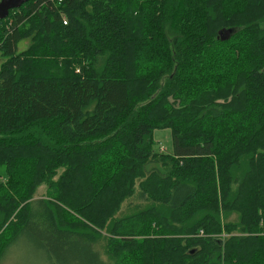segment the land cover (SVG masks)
<instances>
[{
    "label": "trees",
    "instance_id": "obj_1",
    "mask_svg": "<svg viewBox=\"0 0 264 264\" xmlns=\"http://www.w3.org/2000/svg\"><path fill=\"white\" fill-rule=\"evenodd\" d=\"M0 53V261L43 228L108 264H264V0H32Z\"/></svg>",
    "mask_w": 264,
    "mask_h": 264
},
{
    "label": "rangeland",
    "instance_id": "obj_2",
    "mask_svg": "<svg viewBox=\"0 0 264 264\" xmlns=\"http://www.w3.org/2000/svg\"><path fill=\"white\" fill-rule=\"evenodd\" d=\"M30 40L22 41L18 49L26 50ZM5 59L0 53V68ZM154 150L162 154L173 153V137L170 130L155 132ZM5 170V169H3ZM45 196L42 187L37 193L38 199ZM105 242L99 240L92 246L85 238L69 237L65 234H49L43 228L28 230L7 250L0 264H108L104 253Z\"/></svg>",
    "mask_w": 264,
    "mask_h": 264
},
{
    "label": "water",
    "instance_id": "obj_3",
    "mask_svg": "<svg viewBox=\"0 0 264 264\" xmlns=\"http://www.w3.org/2000/svg\"><path fill=\"white\" fill-rule=\"evenodd\" d=\"M32 0H1L0 1V21L7 19L10 15V12L13 10L20 9L25 4L31 2ZM224 32L220 33L222 36ZM225 40V38H222Z\"/></svg>",
    "mask_w": 264,
    "mask_h": 264
}]
</instances>
